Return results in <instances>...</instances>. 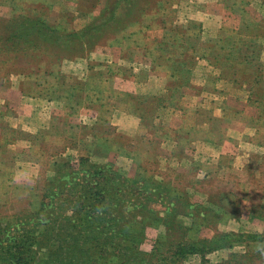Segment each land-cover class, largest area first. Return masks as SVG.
Instances as JSON below:
<instances>
[{
	"label": "rangeland",
	"instance_id": "1",
	"mask_svg": "<svg viewBox=\"0 0 264 264\" xmlns=\"http://www.w3.org/2000/svg\"><path fill=\"white\" fill-rule=\"evenodd\" d=\"M105 182L122 229L166 218L140 251L172 225L188 246L166 264H264V0H0V264L46 258L35 240L118 253L106 222L62 229Z\"/></svg>",
	"mask_w": 264,
	"mask_h": 264
},
{
	"label": "trees",
	"instance_id": "2",
	"mask_svg": "<svg viewBox=\"0 0 264 264\" xmlns=\"http://www.w3.org/2000/svg\"><path fill=\"white\" fill-rule=\"evenodd\" d=\"M98 184H100V182ZM103 185H104L103 189H105L106 191L105 196H104L105 197L104 202L101 205L100 204L97 205L95 202L86 201V203H81V205H79V201L77 200L76 201L77 203L74 205V208H77V211L74 212L75 214L74 216H79V217H77L76 220L69 219L67 222H64V226L62 229H64L65 231H69V234H73L77 231V228L75 227L76 225H78V227H80V229L84 231V227L88 226V223H90L91 225H94L97 223L96 224L97 226L98 224L106 222L108 223L109 227L113 228V231L117 232L115 234L116 237L119 238L120 236H123L126 238L125 235L130 236V240L127 241V238H126L121 243V244H126V246L123 247L122 245H119L121 250L118 251V253H115V252L110 251L111 246H112L111 240L107 241V240H102V239L97 238L95 241L96 244L88 245L86 241H83V239L78 238V239H74L73 241H69V242L67 240H63V241L59 240L61 241V243L59 242L56 249L54 250L53 244L51 243L48 244V240H43L42 242L35 240L33 242L34 243L33 245H36L38 251L41 250L42 246L44 245L49 248V249L46 248L47 256L44 259H39L37 258L36 253L35 254L30 253L31 255H28V257L30 258H29V261L27 262L31 264H34L36 262H39V264H108L110 258H113L116 256L118 259L117 264H166L167 262L177 263L176 262L177 258L182 257L180 255V252L182 250L184 251V249H186V246H188V244L182 243L183 240H181L180 237L175 235L176 229L174 228V226L172 225L166 226L168 227V229L166 228V233L163 237V239H166V240L160 242L159 246H157V248L154 249L155 252L147 254V253L140 251L138 248V245L141 242L140 238L141 236L144 237V233L146 232L147 227L153 224L157 226H159V224H165V222H167L166 218L159 217L158 213L153 212L151 208L150 209L137 208L134 210L133 215H131V218H134V219H132L131 221L130 219L127 220L126 227L122 229V227L125 225L124 224L125 222L124 220H122L120 214H116L112 210L111 205H110V203L116 202L117 200L116 198L117 192L115 191V187L114 186L108 187L106 182ZM164 191H166L167 193H172V190H170V188L167 189L166 187H162L161 190L159 191H154V192H160L161 195L158 201H161L162 203H164L166 198H168L166 197V194H164ZM112 193H113V196L111 195ZM93 198L94 199L98 198L97 193L94 195ZM148 198L150 199L149 195H148ZM113 205H114L113 208H116L118 204H113ZM137 205H142V204H137ZM176 207L174 204L172 206L167 205L166 210L164 211L166 212L165 217L178 218L179 212L177 210L178 207L177 208ZM175 209L177 210V213ZM144 212L146 213L144 214ZM139 214L144 215V218L141 221V224L138 226V223L135 221V218H137V215ZM194 214L195 213L193 212H188V213H185L184 216L192 220L193 224H197L196 223L197 217ZM130 222L132 224H130ZM178 223H179L178 229L180 230L185 229L182 223L180 222ZM202 226H204V223H201L199 225L200 228H202ZM135 227L140 228V229L136 230ZM122 231H126V232L122 234ZM91 238H95V237H91ZM13 241L16 244V246L14 247L16 250L19 249V251H24V249L26 248L25 243H21L15 238H13ZM214 241L206 237L201 240L200 242L201 245L191 243V246H192V249L198 248V250H205V249L209 250L211 246L213 245ZM128 244H129V247H128ZM164 245H166L167 248ZM122 249H125V250L123 251ZM166 249L170 251L171 250H174V251L173 253H170L168 254V256L165 257L163 255L166 252H168ZM31 250L33 251V253L35 252L32 249V247L30 251ZM83 250H90V252L88 251L89 254H85L87 256L86 258L83 256V254H81V251ZM158 251L160 253V257L158 256L157 258L159 262H155L154 260L157 256L156 253ZM25 254L26 253L21 254V253L14 252V253L9 254L7 259H9L10 261H13L12 263L14 262L16 263L24 259L23 256ZM36 260H39V261H36ZM160 261H164V262H160Z\"/></svg>",
	"mask_w": 264,
	"mask_h": 264
}]
</instances>
